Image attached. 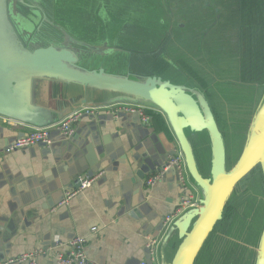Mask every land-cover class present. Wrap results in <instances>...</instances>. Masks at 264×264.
<instances>
[{
	"label": "water",
	"instance_id": "1",
	"mask_svg": "<svg viewBox=\"0 0 264 264\" xmlns=\"http://www.w3.org/2000/svg\"><path fill=\"white\" fill-rule=\"evenodd\" d=\"M49 1L51 21L42 7L26 0H0V118L46 128L81 108L113 104L139 105L161 114L197 198L166 229L157 246L158 264H199L213 237L227 227L225 213L235 193L252 182L264 186V84L239 80L234 0H55V9ZM144 54H154L167 65L163 74L142 76L133 69L130 61ZM44 82L58 85L67 96L52 106V97H42ZM215 87L227 94L238 92V99L250 91L251 108L260 92L263 95L245 136L240 125L246 121L225 131L235 139L244 137L231 166L214 109L220 113ZM196 142L207 146L206 174L198 166ZM175 153L172 150L165 161ZM250 198L233 208L240 228L250 215ZM238 214L243 219L235 218ZM174 239L177 243L166 261L165 250ZM259 239L253 264H264V223Z\"/></svg>",
	"mask_w": 264,
	"mask_h": 264
},
{
	"label": "crops",
	"instance_id": "2",
	"mask_svg": "<svg viewBox=\"0 0 264 264\" xmlns=\"http://www.w3.org/2000/svg\"><path fill=\"white\" fill-rule=\"evenodd\" d=\"M60 88L44 82L42 97H52L53 106L67 96ZM99 116L80 118L70 138L55 133L50 148L11 153L6 148L28 127L0 119V264H16L9 261L46 248L49 254L37 264H54L51 257L67 252L75 237L86 241V257L94 264H140L148 258V238L161 242L165 219L176 214L182 201L197 198L171 171L153 187L145 185L163 168L167 154L179 152L163 116L156 125L142 124L134 116ZM98 174L67 206H58L65 193L78 189L77 179ZM226 228L213 237L199 264H226V247H246L248 238L234 235L243 231L237 223L231 231ZM259 234L253 231L251 236ZM176 243L174 239L166 248V261ZM55 244L62 246L53 249Z\"/></svg>",
	"mask_w": 264,
	"mask_h": 264
},
{
	"label": "built area",
	"instance_id": "3",
	"mask_svg": "<svg viewBox=\"0 0 264 264\" xmlns=\"http://www.w3.org/2000/svg\"><path fill=\"white\" fill-rule=\"evenodd\" d=\"M152 111L154 113H158L154 110L145 108L143 106L134 105V104H113L110 106L105 107H84L81 108L66 118H64L62 121H60L57 124H54L50 127L46 128H29L27 133L24 135L18 137L13 141L5 150L6 153H11L13 151L17 150H23L29 147L36 146L38 144H42L44 147L49 148L51 144L53 143V139L51 138L50 134L51 132H58L65 138H70L74 133V126L75 124L80 120V118L84 116H99V115H106L109 117H112L113 119H116L120 116H136L141 121L142 124H148L150 122L149 114L148 112ZM1 119V118H0ZM4 120V119H2ZM7 123L15 124L12 122H9L7 120H4ZM169 170H174L176 179L180 186L183 189H193V187L190 185L187 177V173L185 170V164L182 155L180 152L175 153L174 156L169 157L167 161L165 162L163 168L151 175L147 178L145 181V185L147 187H153L158 181L161 180L164 173ZM100 176L94 175L90 178H83L80 180V185L76 191L68 192L64 194L63 200L58 204V206H67L69 203V200L77 193V191H83L87 188H89L96 179ZM194 190V189H193ZM196 203V198L191 197L190 199L182 201L180 204V207L178 208L176 214L173 217H167L164 221L165 229L168 228L171 221L178 216L182 211H184L187 208H190L194 206ZM95 231V229H93ZM85 240L80 237H75L71 239L67 243L68 251L63 252H57L53 257H51V260L54 264H94L91 261H89L86 257L85 253ZM159 242L156 239L148 238L146 243L147 253H148V259L151 264H157L156 257H157V246ZM62 244H55L53 249L55 247H60ZM50 249H38L29 253H24L16 257L15 259L9 261V263H16V264H37L38 259L41 256H46L49 254ZM140 264H147L146 261L140 262Z\"/></svg>",
	"mask_w": 264,
	"mask_h": 264
},
{
	"label": "trees",
	"instance_id": "4",
	"mask_svg": "<svg viewBox=\"0 0 264 264\" xmlns=\"http://www.w3.org/2000/svg\"><path fill=\"white\" fill-rule=\"evenodd\" d=\"M240 1V20L239 14L236 13V23L234 25V34L236 40V56L235 62L238 64L239 80L242 84H264V6L261 5V0H238ZM249 5L248 12L244 10ZM248 15V18H247ZM247 18V20H246ZM182 65V63H180ZM131 65L134 70L140 73L142 76L157 75L159 72L166 69V65L163 61L155 58V55H151L145 59H133ZM184 67V66H183ZM184 70L190 74L188 69ZM194 80L198 81L202 88L204 85L199 81L196 75H191ZM205 97L210 104V96L208 92L204 90ZM150 122L149 124L156 125L161 120V114L148 112ZM218 119V118H217ZM220 123V122H219ZM221 127H223L220 124ZM162 127V126H161ZM200 171L202 165L198 164ZM202 173V171H201ZM232 210L227 209L225 213V219H228ZM229 220V219H228ZM221 228V226H220Z\"/></svg>",
	"mask_w": 264,
	"mask_h": 264
},
{
	"label": "rangeland",
	"instance_id": "5",
	"mask_svg": "<svg viewBox=\"0 0 264 264\" xmlns=\"http://www.w3.org/2000/svg\"><path fill=\"white\" fill-rule=\"evenodd\" d=\"M54 3V9L56 7L55 4V0H53ZM111 62V61H109ZM106 66H109V64H106ZM166 65V64H165ZM167 67V65H166ZM158 74H163V71L159 72ZM194 76V74H191ZM198 79V78H197ZM199 80V79H198ZM198 82V81H197ZM220 88H214V90L217 92L218 97H216V102L218 105V109H219V114L216 111V108L214 106L216 115L218 117L219 120V124H221L224 129V132L226 131L227 133H230L232 130H234L233 124L234 126H236L240 123V122H245V124L240 125L241 127H243V131H244V136L247 132L249 123L251 121V117L254 114L255 110H256V106L258 104V102L260 101L262 95V92H260L258 99H256L253 104H252V108L249 106V104H247L249 102V98L252 95V93L249 91L248 93H241L240 98H237V94H239L236 91L233 90H229L230 93L227 94V92L224 91H218ZM248 90V89H245ZM255 95V94H254ZM228 96H231V101H229V99L227 98ZM256 96V95H255ZM227 99H226V98ZM236 120H235V118ZM246 119L243 121H240V119ZM230 124V125H229ZM225 132L226 135V145H227V150H228V164L229 166H231L235 159L237 158L241 147L240 145H243L244 143V137H241L239 139H235L233 138L234 135L230 136ZM241 132V129H240ZM195 150H196V155L198 158V164L200 163L202 165L201 167V171L203 174H206V166L208 164V152H207V146L206 144L203 142V144H197L195 145ZM254 190V197L250 198L251 200L256 201L257 200V195H259V189H258V185H255V187L252 189ZM250 193L248 194V197L246 199V202L249 200V196ZM261 197L258 198L259 201V206H258V212L260 213H264L263 211V200H259ZM259 214V213H258ZM236 221V219H235ZM250 218H248V220L246 221L247 223H249ZM254 226H259L262 227L263 226V222H258L256 223ZM228 229H233L234 227V223L233 221L228 223ZM242 228V227H241ZM234 235L236 236H240V237H247L248 241L246 243V247L245 248H241L239 250H233L230 247H226L225 251H224V258L226 260V264H253L257 258L258 255V250L260 247V239L259 238H254L253 236H251V234L248 236L246 235L245 231H237L234 233ZM251 236V237H250ZM250 237V238H249ZM245 240V238H243Z\"/></svg>",
	"mask_w": 264,
	"mask_h": 264
},
{
	"label": "flooded vegetation",
	"instance_id": "6",
	"mask_svg": "<svg viewBox=\"0 0 264 264\" xmlns=\"http://www.w3.org/2000/svg\"><path fill=\"white\" fill-rule=\"evenodd\" d=\"M27 1V3L29 4V5H34V6H36L37 8L38 7H42L43 8V11H44V13H45V15L47 16V19L48 20H53L50 16H49V14H48V12H47V10H46V8H48V5L47 4H49L50 3V1L49 0H39L38 2H36V4H35V1L34 0H26ZM102 1H104L105 2V0H102ZM107 1H109V0H107ZM41 2H42V4H43V6H42V4H41ZM104 4H106V2L104 3ZM261 5H262V7L264 6V0H261ZM249 9H250V7H249V5L246 7V8H244V10L245 11H249ZM264 9V8H263ZM20 10H21V8H20ZM233 10H234V16H235V21H234V23H236V13H238L239 14V19H238V22H239V20H240V1H238V0H234V2H233ZM22 11V10H21ZM23 12V11H22ZM27 12L28 11H26V12H24V13H26L27 14ZM248 15H249V12H248ZM248 15H247V18H248ZM247 18H246V20H247ZM37 21H38V19H37ZM39 22H41V21H39ZM44 23V22H43ZM147 54H144V55H141V56H139V58L137 57L136 59H145V58H148V57H150V55L149 56H146ZM130 63H131V61H130ZM133 69H134V65H133ZM255 185H258V189H259V191L261 192V195H262V197L259 199V200H263V211H264V186H262V189H261V183H255V182H252V183H248L247 184V186H246V188L244 187L243 189H239L235 194V201H234V203L233 204H230V207H229V210H232V213L229 215V217H227L228 219H230V221L232 222L233 221V223L235 224V222H234V209L233 208H235V207H240L241 205H242V202H245L246 201V199H247V197H248V194H249V192H251L250 193V196L249 197H254L255 195H254V190H252L254 187H255ZM258 198H259V195H257V201H251V204L249 205V212H250V215H249V217L248 218H250V221H249V223H247L246 221L248 220H246L245 222H244V227L243 228H240L241 230H243V231H245L246 232V235H250V234H253V231L255 232V233H257V232H259L260 233V230H261V227H259V226H254L256 223H258V222H263L264 223V213H260V212H258V206H259V201H258ZM259 213V214H258ZM236 217H239L238 219H243L241 216H240V214H238L237 216H235V218ZM226 218V217H225ZM222 227V223L221 224H219V226H217V228H216V230L218 229V227ZM225 228V227H224ZM227 229V228H226ZM224 230V229H223ZM229 231V230H228ZM231 231V230H230Z\"/></svg>",
	"mask_w": 264,
	"mask_h": 264
}]
</instances>
